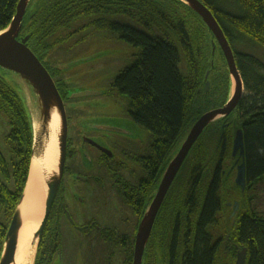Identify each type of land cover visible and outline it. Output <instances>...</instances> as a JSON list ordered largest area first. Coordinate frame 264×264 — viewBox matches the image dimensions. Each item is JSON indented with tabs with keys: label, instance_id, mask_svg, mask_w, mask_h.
Masks as SVG:
<instances>
[{
	"label": "trees",
	"instance_id": "16d2710c",
	"mask_svg": "<svg viewBox=\"0 0 264 264\" xmlns=\"http://www.w3.org/2000/svg\"><path fill=\"white\" fill-rule=\"evenodd\" d=\"M200 1L213 12L224 30L244 83L245 95L236 113L239 128L244 132L249 183L244 196L247 197L244 201L246 211L227 224L220 194L221 183L217 179L205 203L199 198L194 202L195 212L198 208L193 221L194 234L180 232L176 237L178 251L174 243L172 253L159 260L178 261V264H215L217 257L222 260L224 252L222 244L219 247L213 245L214 239L222 236L225 240L230 234L232 243L242 246L239 251L247 250L246 264H264V215L254 212L248 196L250 188L264 182V55L259 57L235 47L237 41L247 40L264 48V0ZM19 2L0 0V32L11 25ZM100 14H127L139 18L148 27L154 24L166 27L182 44L188 63L187 76L180 72V51L172 38L152 37L130 25L104 18L91 23L100 29L109 28L120 38L141 48L138 57L119 74L113 86L129 98L131 117L157 139L159 151L166 155L170 147L183 139L188 120L196 122L206 111L228 101L232 87L225 56L202 18L181 0H30L19 39L30 35L27 45L43 63L40 56L47 55L55 45L49 42L53 34L70 27L81 17ZM219 69H222L223 81ZM208 71L211 88L217 90L223 84L227 97L202 111L196 104L199 95L205 92ZM57 88L59 90L58 85ZM0 114L9 122L8 139L13 154L10 164L0 152V205L5 218V224L0 222L1 260L7 227L27 187L34 145L30 113L21 95L3 75H0ZM210 129L202 134L194 147L195 164L201 165L213 148L211 144L215 135H209ZM233 138V131H229L226 134L229 151ZM195 189L200 191L197 182ZM148 260H156V257ZM231 264H236L235 260H231Z\"/></svg>",
	"mask_w": 264,
	"mask_h": 264
},
{
	"label": "flooded vegetation",
	"instance_id": "af4514ba",
	"mask_svg": "<svg viewBox=\"0 0 264 264\" xmlns=\"http://www.w3.org/2000/svg\"><path fill=\"white\" fill-rule=\"evenodd\" d=\"M208 81L211 87V81ZM64 88L59 86L63 101L67 99ZM233 114L205 129L211 127L209 135H215L208 162L200 166L195 164L193 147L162 203L155 208L157 213L142 264H178V261L159 259L172 253L174 243L178 251L176 237L180 232L194 234L193 221L198 212V208L195 212L194 202L199 198L205 203L217 179L221 183L222 204L231 210L227 224L244 213L240 202V209L233 215L238 200L224 203L225 186L234 183L237 186L238 165L242 162L237 163L238 156L233 155L234 138L240 129L233 121ZM41 127L47 129V125ZM76 128L72 131L68 122L65 166L36 246L38 251L34 264H114L113 242L121 248L122 264H134L137 235L143 223L148 224L151 220L164 176L181 145H173L166 155L161 154L160 144L153 136L152 142L145 145V128L138 125L131 114L108 120L107 124H78ZM229 131H233L234 137L230 151L226 144ZM124 157L138 164L139 169L126 171L127 165L121 160ZM196 182L199 192L195 189ZM114 219L117 223L114 228L101 225L108 220L114 222ZM230 236L227 234L225 240L222 236L215 237L213 244L218 247L222 244L227 260L225 264H231V260L236 262L237 253L242 249V246L232 243ZM106 242L100 254L96 246ZM153 257L156 260H148Z\"/></svg>",
	"mask_w": 264,
	"mask_h": 264
},
{
	"label": "rangeland",
	"instance_id": "374dc122",
	"mask_svg": "<svg viewBox=\"0 0 264 264\" xmlns=\"http://www.w3.org/2000/svg\"><path fill=\"white\" fill-rule=\"evenodd\" d=\"M210 1L217 2L222 0ZM32 11L33 6L32 9H30V12ZM102 18L130 25L152 37L172 38L180 51V72L183 76H187L189 73L188 63L182 44L178 42L170 29H167L166 27L161 28L155 24L148 27L139 21V18H135L127 14H100L81 17L74 21L70 27L68 26L66 28H62L53 34L49 38V42L55 45H53L47 55L40 56L56 86L58 85L60 88H63V86L65 87L64 90L67 92V99H64V106L72 131L77 129L76 126L78 124L102 125L107 124L108 120H114L118 117H126L130 114L129 98L121 95L113 84L119 74L138 57L137 55L140 53L141 48L136 47L120 38L117 33L109 28L100 29L97 28L95 24H91L95 20ZM235 47L238 51L252 53L259 57H263L264 55V48L247 40L237 41L235 43ZM214 52L216 55V48H214ZM218 73L219 77L223 81L222 69H219ZM0 75H3L6 80L10 82L14 88H16L24 100L27 109L29 108L32 114V121L38 122L40 125L43 110L42 108L44 107L40 91L28 79L14 74L7 69L0 68ZM231 87V93L228 97V101L236 91V82L233 77H231ZM81 92H95L98 93V95L86 98H71L75 94ZM225 97H227V90L223 84L217 90L211 87L207 88V85H205V92L202 95H199L196 107L202 111L208 110L210 106L221 103ZM228 101L224 104V106L228 104ZM223 118L224 116L222 115L216 116L207 124H212L213 122ZM233 121L239 128L240 124L236 112L233 114ZM194 122L195 121L193 119L187 121L184 128L183 140L185 136L189 134ZM39 129L41 130V127ZM9 133L10 126L8 119L3 114H0V152L8 163L11 164L13 161V154L11 153V147L8 139ZM72 138H74L73 135ZM183 140L180 141L179 145L182 144ZM144 141L145 145L152 142V134L146 129H144ZM211 145L213 146V144ZM211 149L213 150V148ZM212 150H210V154ZM210 154H206L205 161L202 162L201 165L208 162L207 158ZM124 158L121 160H124L125 165H127L126 171L139 169L138 164H133L131 160H128L127 158H125V160ZM106 181L109 182L108 179H106ZM248 193V196L252 198V201L250 202L252 209L257 213V215L263 216L264 182L250 188ZM220 194L222 197V193ZM234 200H238V202L242 201L241 211H246L244 209L245 203L241 196L240 189L235 185V183L230 185L227 184L224 190V203L233 202ZM223 212L227 219L231 218H228L231 212L230 208L225 206ZM104 220L106 219L104 218ZM115 221L116 220L114 219V222ZM0 222L5 224V218L2 213L1 205ZM114 222L108 220L109 224L102 222L101 225L114 228L117 226V223ZM120 225L122 224L120 223ZM107 243L108 242L105 244L99 243L96 246L100 254L104 251V247ZM38 244L39 243H37V247ZM114 244L115 243L113 242V250L115 254L114 264H122L123 253L121 248ZM37 251L33 258V262L35 261ZM226 262L227 260L224 256L222 257V260H219L217 257L215 264H225Z\"/></svg>",
	"mask_w": 264,
	"mask_h": 264
},
{
	"label": "water",
	"instance_id": "95a60500",
	"mask_svg": "<svg viewBox=\"0 0 264 264\" xmlns=\"http://www.w3.org/2000/svg\"><path fill=\"white\" fill-rule=\"evenodd\" d=\"M188 6H190L204 21V23L209 28L210 32L216 38L228 64V69L231 77L234 78L236 82L235 94L231 97L228 104L222 108H218L214 111H210L199 118L193 125L189 134L185 136L183 143L180 146V150L177 156L172 160L166 174L164 176L163 182L160 187L159 194L154 202V211L151 213L152 217L148 224L143 223L136 240V251H135V261L134 264H142L143 256L145 252L146 245L148 243L152 226L158 208L162 203L168 189L170 188L172 182L180 171L183 163L185 162L187 156L193 147L197 144L200 137L204 133L205 129L208 127L207 124L211 119L216 116L222 115L225 117L233 114L236 111L240 100L244 95V83L242 77L239 73L236 57L230 42L222 29L221 25L215 18L213 12L200 0H181ZM30 0H20L17 14L14 17L11 25L3 32H0V68L7 69L14 74L20 75L30 82H32L35 87L40 91L43 98L44 107L42 108V115L40 120V127L48 124L49 114L52 107L58 109L62 122V133L60 139V159L58 166V176L53 178L47 183L48 186V196L45 203L44 216L41 222V226L35 235V242L38 243L42 233L44 231L46 222L48 220L52 204L54 202L56 193L59 187V179L63 173L66 158V144H67V131L68 122L66 116V110L64 106V101L59 93V90L52 80V77L37 57V55L28 47L27 42L30 39V35L23 39H19L21 31L23 29L24 19L28 10ZM210 71L207 72L205 79L207 88H210V82L208 81ZM98 93L95 92H81L72 96V99L86 98L96 96ZM28 111L30 116H32L29 108ZM31 120L32 117H31ZM33 131H34V145H33V158L40 154V150L44 147V136H46L47 129H43L36 132L34 122L32 121ZM183 140V139H182ZM181 140V141H182ZM233 155L238 156L237 163L238 172L236 178V184L243 193V200L247 189V165L245 161V144H244V132L240 128L236 132V136L233 142ZM32 158V160H33ZM27 189V187H26ZM26 189L20 204L15 211L10 226L6 234V240L4 243V249L0 264H12L14 261L16 253V236L18 229L20 227V209L26 197ZM240 202L235 203L234 213H237L240 209ZM242 206V201H241ZM225 207V206H224ZM39 245V244H38ZM246 254L247 250L243 249L238 252L236 264H246Z\"/></svg>",
	"mask_w": 264,
	"mask_h": 264
},
{
	"label": "bare ground",
	"instance_id": "6f19581e",
	"mask_svg": "<svg viewBox=\"0 0 264 264\" xmlns=\"http://www.w3.org/2000/svg\"><path fill=\"white\" fill-rule=\"evenodd\" d=\"M36 132L39 123L34 121ZM62 122L57 108L52 107L47 133L44 136V147L31 163L30 175L27 183L26 197L20 209V227L16 236V253L12 264H33L38 232L44 216L45 203L48 196L47 183L58 176L60 159V139Z\"/></svg>",
	"mask_w": 264,
	"mask_h": 264
}]
</instances>
